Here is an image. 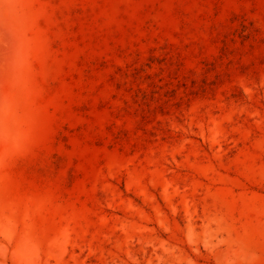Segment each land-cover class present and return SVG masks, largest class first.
I'll use <instances>...</instances> for the list:
<instances>
[{
  "label": "rangeland",
  "instance_id": "374dc122",
  "mask_svg": "<svg viewBox=\"0 0 264 264\" xmlns=\"http://www.w3.org/2000/svg\"><path fill=\"white\" fill-rule=\"evenodd\" d=\"M0 264H264V0H0Z\"/></svg>",
  "mask_w": 264,
  "mask_h": 264
}]
</instances>
